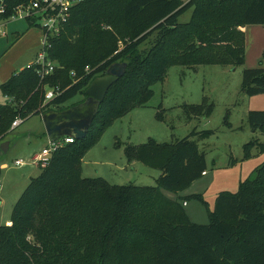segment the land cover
I'll use <instances>...</instances> for the list:
<instances>
[{"label": "trees", "instance_id": "obj_1", "mask_svg": "<svg viewBox=\"0 0 264 264\" xmlns=\"http://www.w3.org/2000/svg\"><path fill=\"white\" fill-rule=\"evenodd\" d=\"M32 0H3V19ZM191 10L186 23L179 19ZM29 26H36L27 19ZM249 25L264 26V0H84L70 11L47 58L58 67L40 80L22 69L0 84V144L12 122L81 103L84 91L114 64H126L107 91L87 135L61 143L48 165L31 178L0 226V264H264V160L222 192L208 224L192 223L176 196L206 173V159L193 130L175 143L149 139L125 146L128 163L159 171L155 186H118L84 178L82 159L115 121L153 97L151 87L169 68L243 64ZM61 93L44 103L46 88ZM241 91L264 94V67L244 69ZM77 95L83 100L65 106ZM212 105L189 106V116H209ZM248 124L264 135V111H250ZM252 147V146H251ZM245 146L243 159L250 157ZM257 150L264 155V141ZM2 152L0 151V158ZM236 162V161H234ZM184 203V202H183Z\"/></svg>", "mask_w": 264, "mask_h": 264}, {"label": "rangeland", "instance_id": "obj_2", "mask_svg": "<svg viewBox=\"0 0 264 264\" xmlns=\"http://www.w3.org/2000/svg\"><path fill=\"white\" fill-rule=\"evenodd\" d=\"M25 15V11H18L13 18L2 19L5 25L1 28L3 34L0 33V83L12 71H21L31 64L42 51V30L29 26ZM190 16L191 10L179 21L186 23ZM244 28L241 29L245 38L244 60L240 67L234 70L232 66L221 65L169 68L165 79L151 87L153 97L144 107L133 109L102 133L84 156L82 176L101 177L118 186H155L159 171L138 162L128 163L125 146H139L149 139L175 143L193 130L211 131L206 138H195L199 152L205 155L207 176L177 195L179 202H186L187 207L180 203L185 213L190 214L192 223L208 224V213L213 210L216 197L222 192H236L240 181L264 160L256 147L264 141V135L253 132L247 120L250 111H264V94L248 97L241 91L243 70L256 68L260 63L264 66V26ZM83 99L77 95L65 106ZM7 101L0 95V104ZM203 101L205 105H212L210 115L189 116L187 108L201 105ZM43 129L41 117L33 115L4 141L8 145L0 158V226L9 224L16 201L30 179L40 173L31 159L49 145ZM246 145L252 146L250 157L243 159ZM15 160H21L23 166H15ZM161 191L165 196H176L167 190Z\"/></svg>", "mask_w": 264, "mask_h": 264}, {"label": "built area", "instance_id": "obj_3", "mask_svg": "<svg viewBox=\"0 0 264 264\" xmlns=\"http://www.w3.org/2000/svg\"><path fill=\"white\" fill-rule=\"evenodd\" d=\"M84 0H32L26 5L18 6L15 12L9 16L11 19L18 11H25V20L29 19L36 27L42 30V51L37 54L36 59L28 64L24 69H34L39 76L40 80H44L46 77L53 74L54 70L58 67L55 62L50 61L47 58V51L50 48V40L59 36L64 25L68 22L71 9ZM188 1V0H184ZM6 13L3 0H0V18ZM8 18L6 20H8ZM0 33L1 26H0ZM3 34V33H2ZM61 91L59 88H48L45 90L44 103L52 100L59 95ZM23 122L22 119L17 117L11 124L10 129L14 130ZM72 139L63 138L57 142L49 143L48 146L42 148V150L33 156L31 162L39 167L44 168L48 165L52 154L61 143H69ZM14 165L21 167L23 162L21 160H15ZM206 173H202L204 176ZM185 205V203H183Z\"/></svg>", "mask_w": 264, "mask_h": 264}, {"label": "water", "instance_id": "obj_4", "mask_svg": "<svg viewBox=\"0 0 264 264\" xmlns=\"http://www.w3.org/2000/svg\"><path fill=\"white\" fill-rule=\"evenodd\" d=\"M125 68L126 64H114L105 75L94 78L85 89V99L81 103L62 111L42 114L40 117L48 142H57L63 138L83 139L92 126L108 89L123 76ZM7 145V142L0 144L2 154Z\"/></svg>", "mask_w": 264, "mask_h": 264}, {"label": "crops", "instance_id": "obj_5", "mask_svg": "<svg viewBox=\"0 0 264 264\" xmlns=\"http://www.w3.org/2000/svg\"><path fill=\"white\" fill-rule=\"evenodd\" d=\"M2 19H3V18H0V26H1V28H3L4 25H5L4 22L2 23ZM244 33H245V28H244ZM15 35L17 36V35H19V33H15ZM262 66H263V64H262ZM263 67H264V66H263ZM14 72H17V71H12L11 74L14 73ZM10 76H11V75H10ZM4 82H5V81H4ZM1 83H3V82H1ZM1 83H0V84H1ZM43 130H44V129H43ZM42 132H43V134H45L44 131H42ZM44 136H45V135H44ZM44 147H45V146H44ZM44 147H43V148H44ZM83 159H84V158H83ZM83 159H82V166H81L82 170H81V173L83 172V165H84V161H83ZM132 163H134V162H132ZM204 176H207V172H206V174H205ZM155 179H156V178H155ZM240 182H241V181H240ZM167 197H169V198H171V199H175V198H176V196H174V195L171 196V197H170V196H167ZM177 197H179V196H177ZM182 202H184V203L186 204L185 201H182ZM184 207H187V204H186V206H184ZM187 216H188V218H190V214H189L188 212H187ZM190 221H191V220H190Z\"/></svg>", "mask_w": 264, "mask_h": 264}]
</instances>
